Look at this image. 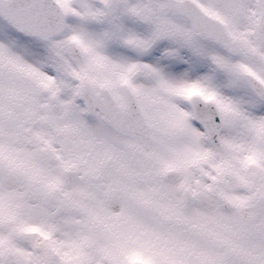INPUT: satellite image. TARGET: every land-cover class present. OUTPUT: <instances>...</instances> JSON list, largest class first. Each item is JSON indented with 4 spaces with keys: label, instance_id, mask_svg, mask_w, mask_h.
Instances as JSON below:
<instances>
[{
    "label": "snow or ice",
    "instance_id": "6c2138e0",
    "mask_svg": "<svg viewBox=\"0 0 264 264\" xmlns=\"http://www.w3.org/2000/svg\"><path fill=\"white\" fill-rule=\"evenodd\" d=\"M0 264H264V0H0Z\"/></svg>",
    "mask_w": 264,
    "mask_h": 264
}]
</instances>
